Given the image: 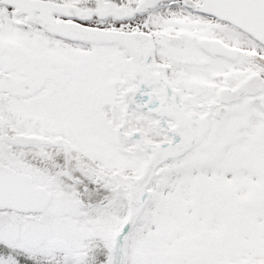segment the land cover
<instances>
[{
  "label": "snow or ice",
  "instance_id": "snow-or-ice-1",
  "mask_svg": "<svg viewBox=\"0 0 264 264\" xmlns=\"http://www.w3.org/2000/svg\"><path fill=\"white\" fill-rule=\"evenodd\" d=\"M0 264H264V0H0Z\"/></svg>",
  "mask_w": 264,
  "mask_h": 264
}]
</instances>
